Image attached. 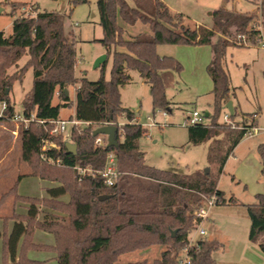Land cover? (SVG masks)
I'll use <instances>...</instances> for the list:
<instances>
[{"label": "trees", "instance_id": "16d2710c", "mask_svg": "<svg viewBox=\"0 0 264 264\" xmlns=\"http://www.w3.org/2000/svg\"><path fill=\"white\" fill-rule=\"evenodd\" d=\"M249 1L257 4V0ZM26 7L27 3L12 5V15ZM97 8L103 37L96 42L104 47L108 58L112 57L110 79L105 78V64L101 66L99 80L89 81L85 76L77 79L75 37L72 31H67L65 16L60 13H40L33 8L34 14H21L14 20L9 35L0 32V103H7L6 115L10 121L15 114L12 88L17 82L22 83L31 69L33 85L22 101L26 116L35 114L40 120H59L62 109L75 106L74 117L80 122L114 123L118 127V147L109 149L95 144L93 125L72 127L70 142L77 145L74 155L68 152L63 135L51 136L46 132L50 125H21L22 158L30 172L19 177L2 195L0 207L11 196L29 206L26 214L13 215L15 223L9 234L0 232L1 264H42L28 257L30 250H52L58 264H180V255L196 228L194 209L197 211L214 194L218 197L214 208L236 203L233 198L225 199L218 189L219 179L229 156L255 126L254 122L250 125L243 122L241 129H233L221 121L222 112L235 92L225 57L230 45L245 48L263 43L264 1L259 7L260 16L225 8L214 10L210 13L212 28L184 25L183 17L173 13L161 0H135V5L128 0H97ZM137 23L147 25L150 33L127 38L126 27ZM160 45L212 49L213 59L207 67L213 82L212 114L208 124L186 127L189 145L213 140L208 153L216 166L214 173L182 174L146 164L139 141L148 130L135 122L133 111L123 106L120 89L131 81L129 72L136 71L150 87L153 112L172 110L162 74L168 70L181 73L183 67L173 57L160 56L157 52ZM25 56L28 60L19 68ZM11 68L16 72L9 74ZM70 87H75V102ZM55 98L57 104L53 103ZM236 115L230 116L231 119ZM121 118L127 121L123 125L119 123ZM44 138L56 147L42 151ZM257 151L264 180V143ZM110 153L116 157L118 170L113 187H107L99 176L79 179L76 167L101 170ZM28 176L59 186L48 189L47 197L20 196L19 181ZM102 195L111 197L100 201ZM65 196L68 201L62 199ZM40 207L49 210L42 219ZM246 210L251 222L249 239L258 243L264 256V195H257L256 202L247 205ZM36 229L53 234L55 244L35 243L32 237ZM157 248L161 251L153 260L121 261L124 255ZM219 249L217 240L198 237L189 247L190 264H220L213 257Z\"/></svg>", "mask_w": 264, "mask_h": 264}, {"label": "rangeland", "instance_id": "374dc122", "mask_svg": "<svg viewBox=\"0 0 264 264\" xmlns=\"http://www.w3.org/2000/svg\"><path fill=\"white\" fill-rule=\"evenodd\" d=\"M151 1L153 0H148V2ZM161 1L173 13L183 17L184 25L195 27L196 25H212L210 13L220 8L252 12L260 16L259 7L264 0H257V4H253L249 0ZM128 2L135 5V0H128ZM16 3H27V7L12 15V5ZM33 8L38 9L40 13L57 12L65 16L66 29L73 32L76 42L78 63L75 70L77 79L80 80L85 76L89 81L99 80L102 68L95 69L94 64L101 56L98 54L106 51L100 43L96 42L103 37V31L99 24L97 0H0V32L9 35L12 32L14 20L27 12L34 14ZM126 29L127 38L141 32L150 33L149 27L142 23L126 27ZM169 46L171 47V45H160L157 47V52L159 51L158 53L164 56L166 51L171 49ZM27 60L28 56L23 57L19 62V68L24 66ZM104 64L105 78L110 79L112 57H109ZM225 64L231 74L232 85L239 87L237 91L242 109L252 112L257 110L260 105L262 112L259 114L256 133L244 138L239 150L229 159L219 179L220 189L224 191L227 201L233 198L236 203L228 204L211 212L204 227L207 229L208 238H214L220 244V249L213 253L214 259L220 264H246L244 260L253 261L256 258L264 257L258 243L249 239L251 222L246 210L247 205L256 202L257 195H264V180L257 151L258 146L264 143V49L239 48L230 45L227 49ZM14 72H16L15 68L8 71L9 74ZM129 74L131 81L120 89L121 100L124 107L134 111L135 122L148 130L147 135L139 141L140 149L145 154L146 164L157 169L171 170L182 174L205 172L207 169L214 173L216 166L212 164L208 153L209 148L213 146V141L209 140L200 146L189 145L185 124V117L194 111L195 107L204 112H210L207 100H210L211 97L202 96L203 100L196 103L194 100L195 91L188 83L186 84L185 75L179 76L177 72L168 70L163 73L167 96L172 101L181 103L171 105L172 113L165 111L166 115H164V111L153 112L149 85L142 80L138 72L130 71ZM33 81V71L29 69L23 82H17L13 86L10 95L13 99L15 113L22 112L23 98L31 89ZM69 92L75 101V87H70ZM212 101L210 100L209 103L211 106ZM225 111L226 109L222 112L221 121ZM73 113L74 106L61 110L62 117H66V119ZM148 117L154 118L153 124L148 121ZM249 118H252V115H249ZM233 120L235 123L242 122L243 118L240 112ZM0 122H4L3 126H0V160L3 162L1 168L4 167L8 170L0 174V192L6 193L14 186L19 177L30 172V167L22 158L20 133L23 127L12 123L9 118ZM126 122L124 118L119 120L122 125ZM13 128L18 131L16 137H13L10 131ZM222 137L220 138L222 139ZM53 185L56 183L28 176L24 177L19 188L25 196L44 197L47 195L45 187ZM66 199L65 196L63 200ZM10 212H12L11 206L4 201L0 207V217L8 216ZM195 212L196 208L193 213L195 214ZM195 224L194 219V226H196ZM11 225V219L2 218L0 220L1 232L9 234ZM193 233H195V229L191 233L192 236ZM32 239L35 243L46 246L55 244L54 235L41 229L34 231ZM160 251L157 248L150 252L127 254L121 257V261L153 260L159 256ZM28 257L41 261L42 264H58L56 253L52 250H30ZM2 261L3 241L0 240V263Z\"/></svg>", "mask_w": 264, "mask_h": 264}, {"label": "built area", "instance_id": "2783aa9c", "mask_svg": "<svg viewBox=\"0 0 264 264\" xmlns=\"http://www.w3.org/2000/svg\"><path fill=\"white\" fill-rule=\"evenodd\" d=\"M25 11V10H24ZM29 13V14H28ZM31 13V14H30ZM25 16L32 15V12H27L24 14ZM262 34L264 36V31L262 30ZM259 45L264 46V38H263V43L261 42ZM78 63V62H77ZM77 66V65H76ZM8 110V105L6 102L0 103V118L1 119H7L6 112ZM164 115H166V112L164 111ZM231 115L229 112H226L224 114L222 122L230 125L233 129H241V125H237L230 117ZM256 118V115L252 117L254 120ZM14 123H17L19 125H23L25 127H28L29 124L31 123H38L39 125H50L51 128L46 127V132L51 135V136H59L63 135L65 140L67 142H70V130L74 126H80V127H86L93 125L94 131L100 127L104 126H116L114 123H107L104 125H97V124H91L89 122H80L75 119V117L71 119H59V120H52V121H45V120H40L37 119L35 114H30L29 116H26L23 112L15 113L11 119ZM210 120V116H207L205 113L194 110L189 113L185 124L186 126L190 125H196V124H208ZM148 121L154 123V118L153 117H148ZM256 128H252L249 130L248 135L250 136L253 133H256ZM95 144L98 147L102 146H107L108 141H107V136L104 135H99L96 137ZM55 148V144L50 143L46 138L42 140V151H46L50 148ZM51 163H56L59 164L60 161H52L50 160ZM78 172L79 179H82L83 177H95L99 176L102 180L103 183L107 187H113L116 184V180L118 178V170H117V160L116 157L113 153L108 154L107 158V163L104 166L103 169L101 170H96L90 166L84 167V166H78L75 168ZM218 203V197L214 194L211 198L207 199L204 202V205L200 207L194 214L195 216V222H196V228H195V233H193V236L191 235L189 238V244L186 246L184 251L181 253L180 257V264H190V256L188 254L189 247L192 246V244L196 241L198 237H207V229L204 227L205 221L210 216L211 211L214 209V207Z\"/></svg>", "mask_w": 264, "mask_h": 264}, {"label": "crops", "instance_id": "0c3cea01", "mask_svg": "<svg viewBox=\"0 0 264 264\" xmlns=\"http://www.w3.org/2000/svg\"><path fill=\"white\" fill-rule=\"evenodd\" d=\"M207 27L208 28H212V25H210V26L207 25ZM260 46L261 45H256V46L245 47V48H252L253 47V48L258 49V50H261V49L263 50L264 47H260ZM170 48L171 49H169V51H166L167 53L164 54V56L173 57V58L177 59L181 63V65L183 67V70L181 71V73H177V74L179 76L180 75L181 76L185 75L184 79L186 78V80H185V81H187L186 84L188 83V85H190L191 87H193V90L195 91V99H194V100H196L195 102L198 103V102L202 101L203 100V99H201L202 96H206V97H209V98L211 97L210 100L212 101L213 99H212L211 92H212V89H213V82H212V80H211V78H210V76H209V74L207 72V67L209 66V64L211 63V61L213 59V53H212L211 47H209V46H200V47H198V46H171ZM102 54H106V52H100L98 54V56L99 55H102ZM160 56H162V55H160ZM225 67H226V64H225ZM226 69L229 72V70H228L227 67H226ZM229 75L231 77L230 72H229ZM162 77H163V74H162ZM163 81H164V77H163ZM231 86H232L233 89H235L234 96L230 100L233 103L234 114L240 112V114H241V116L243 118L242 122L241 123H237V124L238 125H242L243 122H244V123L250 125L251 123L254 122L253 124H254V126L256 128L257 125L259 124V119H258L259 118V114L262 112L261 106L258 105L259 106L258 109L257 110H254L252 112L244 111L242 109L243 107H242V105H241V103L239 101V97H238V91H237V89L239 87L238 86H233L232 85V80H231ZM240 88H241V86H240ZM166 95H167V90H166ZM56 99H54V101H53L54 104H57L58 103V99H57V101H56ZM167 99L169 100V102L171 103V105L181 103V102H177L176 103V102L172 101L171 99L168 98V96H167ZM74 100H75V98H74ZM210 100L209 99L207 100V103L210 106V112H206V111L204 112L203 110H201V109H199L197 107H195L194 110L203 112L207 116H211V114H212V107L209 104L210 103ZM73 102H75V101H73ZM258 104H259V102H258ZM225 109H226V106H225ZM226 112H228L227 109H226L225 113ZM168 113H172V110L169 111ZM73 115L75 116V106H74V113H73ZM73 115H70L67 119H69L70 117H74ZM249 115H252V117L254 115H256V118L253 120L252 118H249ZM187 117H185V121H186ZM60 118L61 119H66V117H62L61 114H60ZM11 122L14 123L13 121H11ZM3 124H4V122H0V126H3ZM16 127H18V126H16ZM14 129L15 128H13V130H10V131L12 132L13 137H16V136H18V131L16 129L15 130ZM210 141H213V140H210ZM242 141L236 146V148L234 149L233 153L229 156V158L226 161L225 166L227 165L229 159L232 156H234V154L239 150V148H240V146L242 144ZM198 146H200V145H198ZM2 163H3L2 160H0V174L2 172H4V171L7 170L4 167L1 168ZM225 166H224V169H225ZM260 169L262 170L261 163H260ZM223 172H224V170H223ZM23 179L20 180V183L18 184V188H17V192H18V194L20 196H25L24 194H22V192L20 191V188H19L20 185H21V181ZM58 186H59V184L56 183V185L45 187V191H46V194L47 195L44 196V197H47L48 196V189L55 188V187H58ZM218 189L221 192L224 193V191H222L220 189L219 184H218ZM2 193H5V192H0V197H1ZM25 197H31V196H25ZM66 197H67V199L65 201H68V196H66ZM224 197H225V199H227L226 196H225V193H224ZM35 198H43V197L42 196L41 197L40 196L39 197L35 196ZM62 199H64V197ZM7 202L11 206V211L12 212L9 213L10 215L4 216L2 218L11 219V224H12L11 225V230H12L13 225L15 223V220L13 219V215L14 214H20V215L26 214L29 205L26 204V203H23L21 201H17L16 202L13 197L8 198L5 201V203L7 204ZM220 207H222V206H218V207L214 208L211 212H214L216 209H218ZM40 208H41L40 210H41L42 217H41V214H40L39 217H40V219H42L43 218V214L45 212L49 211V210H47V209H45L43 207H40ZM2 218L0 217V220ZM0 232H1V230H0ZM207 238H208V236H207ZM210 239H214V238H210ZM244 262L246 264H264V257L256 258L253 261H249V260L248 261L247 260L245 261L244 260Z\"/></svg>", "mask_w": 264, "mask_h": 264}, {"label": "water", "instance_id": "95a60500", "mask_svg": "<svg viewBox=\"0 0 264 264\" xmlns=\"http://www.w3.org/2000/svg\"><path fill=\"white\" fill-rule=\"evenodd\" d=\"M107 59H108V55L107 54L101 55L95 61L94 68L97 69V68L101 67L102 64L106 63ZM66 94L67 95L69 94L68 91H66ZM226 109L228 110V112L230 113L231 116L234 115V108H233L232 101H229L226 104ZM117 132H118V127L110 125V126H104V127H100L98 129H96L93 132V136L94 137H97L99 135L107 136V141H108L107 149H109V148H113V147H118V143H117V140H116ZM66 148L68 149L69 153H72L74 155L77 154V145L75 143L66 142ZM205 173L206 174L209 173V169H207L205 171ZM110 197L111 196H108V195H102V196L99 197V200L100 201H105V200L109 199ZM175 235H176V231L173 233V237Z\"/></svg>", "mask_w": 264, "mask_h": 264}]
</instances>
